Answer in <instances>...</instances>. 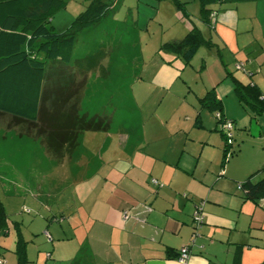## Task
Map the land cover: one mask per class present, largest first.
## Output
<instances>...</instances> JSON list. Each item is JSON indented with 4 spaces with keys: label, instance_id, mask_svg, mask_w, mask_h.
<instances>
[{
    "label": "crops",
    "instance_id": "obj_1",
    "mask_svg": "<svg viewBox=\"0 0 264 264\" xmlns=\"http://www.w3.org/2000/svg\"><path fill=\"white\" fill-rule=\"evenodd\" d=\"M178 1L186 3L183 11L178 10L181 14L178 11L176 14L181 16V39L195 27L216 47V50L200 48L201 58L198 50L187 66L181 61L183 70L192 61L195 65L200 60L196 72L201 77L194 88L181 77V95L191 94L183 100L181 121L154 123L151 127L155 135L148 136L147 123L138 118L134 83L149 80L166 86V78L170 81L174 77L172 61L166 60L173 53L158 48L149 64L141 62L133 73L122 77L123 84L117 94L120 96L121 87H125L123 101H119L123 96L117 97L116 90H112L113 98L118 101L117 109L108 102L111 107L105 104L108 111L104 110L108 114L114 106L113 113L117 115L108 116V130L90 132L102 135L89 138H85L87 132L81 134L77 147L67 152L78 161L80 156L74 154L92 147V154L82 159L76 173H71L80 177V182L68 183L66 200L58 201L59 187L54 196L53 189L46 197L39 189L36 195L32 193L35 201L50 214L45 217L49 224L43 229L45 235L39 233L43 220L33 234L34 237L40 234L44 244L43 250H36L37 264L42 256V264H231L237 252L240 264H259L258 258L253 262L248 257L264 249L260 245L264 242V198L257 203L245 200L240 184L251 176L253 182L264 176V172L258 173L264 168V145L256 157L237 171H230L229 164L225 165L228 157L223 160L225 146L221 150L225 137L217 133V122L212 117L217 109L203 107L199 100L211 91L219 104L218 110L235 128L248 120L258 137H264V112L253 111L234 92L235 83L252 84L264 98V0H221L211 5L216 13L211 28L201 22L196 0ZM160 3L153 0L147 6L157 12ZM192 16H197L199 23L192 21ZM119 23H115V31L129 35L130 44L137 49L135 57L141 59L137 20L135 24L132 19ZM86 35L81 34V39ZM214 62L220 68L214 74L203 75V68ZM64 72L65 76L74 73L73 64L50 62L45 74L48 83L62 82ZM160 73L163 76L158 80ZM85 93L82 91L80 98L81 114L86 111L82 102ZM42 96L41 91L39 111ZM25 99L24 95L5 98L10 110L0 114V119L6 121L5 130L0 127L6 136L0 134V139L33 152L36 144L43 146L40 139L27 136L23 124L9 125L15 120L13 112L25 110L28 103ZM127 109L133 112L129 122L124 117ZM98 111L93 109L90 116ZM233 151L231 154L236 156L239 146ZM49 197L55 200L54 211L43 203ZM26 204L23 200L19 206L24 208ZM28 205L31 210L33 202ZM198 207L202 208L203 222L196 229L193 214ZM21 237L24 240L22 233ZM183 247H188V258L179 262L178 252ZM25 252L27 258V242Z\"/></svg>",
    "mask_w": 264,
    "mask_h": 264
},
{
    "label": "rangeland",
    "instance_id": "obj_2",
    "mask_svg": "<svg viewBox=\"0 0 264 264\" xmlns=\"http://www.w3.org/2000/svg\"><path fill=\"white\" fill-rule=\"evenodd\" d=\"M64 1L66 2V9L54 15L50 21V25L58 32L64 31L72 20L85 9L90 0ZM152 1L153 0H121L114 12L109 16L107 15L84 39H81V35L79 37L77 36L73 46V56L75 59L83 58L86 55L97 56L96 54L101 50V45H103L102 49L105 53H108L109 50L112 51L109 57H105L106 59L103 64L107 70L110 69V78L105 80L100 77V70H93L85 77L83 91L85 90L86 93L82 102L85 105L83 108L86 110L84 113H86L85 115L87 117L92 115L93 109L96 108L99 110L98 113L95 114L96 116H112L115 107L117 109L118 101L113 98L111 93L114 89L116 90V94L120 92L119 87L123 84L122 81L124 80L122 77L129 76L131 71L133 73L134 69L137 68L138 64L141 62L149 64L150 57L158 50L160 43H165L168 39H181V12L176 9L171 1L167 0L160 3L159 11L156 12V10H151L147 6V2ZM177 11L180 13L179 16L176 15L178 14ZM191 18L192 21L196 20L199 23L197 16H192ZM131 19L134 24L137 20L139 27L140 50L143 52V55L141 56L142 58L138 60L135 57L137 49L134 44H130L129 35L124 36L123 33L120 34L115 31V23L120 24L119 22L124 23L125 20L131 21ZM118 46L119 50H116ZM198 50L199 52L197 55L201 58L200 48ZM120 58L121 61L119 62ZM166 60L172 61L171 64L173 67H169L172 68L174 74V77L172 79L170 78V81L168 77L166 78V86L159 83H151L149 80H146V83L136 82L133 85V87L136 88L134 91V99L138 107V118H140V122L143 121V124L147 123L145 126L148 130V136H150V134L153 136L155 135V131L151 127L154 123L167 121V123L172 124L181 121V106L183 100L191 95L190 93L181 95V77L183 76L184 80L190 81L193 88L200 83L201 79L199 73L196 72L200 60L196 61L197 63L194 62L196 66L192 61L191 65L183 68V70H181V60L176 55L171 54L170 58ZM76 67L79 68V65ZM219 68V63L214 62L204 67L202 74H214L215 70ZM162 76V73H160L157 77L158 80H161ZM121 88L120 96L123 97L119 98V101H123L124 98H126L124 91L125 87ZM120 96L117 94V97ZM231 98H233V96H230V99ZM193 99L196 101L195 97H193ZM108 102L115 107H112L113 112L107 114L104 110H107V108H105L104 105L107 104V107H111V104ZM87 104H89L90 107H88ZM80 108L79 105V111ZM217 113L218 111L212 112V117L215 122V115ZM132 114L133 112L127 109L124 114L127 122H129ZM204 114L207 113L204 112ZM114 115L116 116L117 114ZM121 118L120 116V119ZM5 124L6 121L0 119V127L4 129ZM9 125L13 124L9 123ZM218 132H221V134L223 133L220 123H217V133ZM0 134L6 136L5 132L1 129ZM95 135L101 136L102 134L87 132L85 133V138ZM230 135V143H227L226 139L224 143L221 137V150L225 146L226 152L223 160H226L228 157L225 165L229 164L228 168L230 171H237L246 162L252 160L261 152L260 148L264 145V137H258L254 127L250 125L248 120L246 123L240 124L236 128L233 125ZM7 141L8 140L0 139V203L7 215L6 222L3 227H0V264H17V257L14 252L19 232L22 233L25 242H27L28 259L25 264H37L36 250L37 248L42 250L44 248L43 241L39 237L40 234L45 235L46 232L44 233L43 229H45L46 226L48 228L49 224L45 220L47 214L46 208L38 201H35L33 194L39 189L44 192V197H46L48 191L53 189L52 196H54L56 195L57 187H59L61 193L58 201L61 202L66 200V194L69 192L68 188L70 187L69 184L80 182V177L76 176V174H72L77 172L78 167L82 164V159L92 154V147L89 146L86 147V150L77 151L74 157L80 156L81 159L78 158V161L76 158H70L68 154H65L61 161L65 159L61 162L48 156L45 148L39 144H36V149L32 152L24 150L18 144L12 145L10 141ZM238 146L240 151L235 156L233 155V150L238 148ZM231 152H233L232 155H230ZM224 167H222V169ZM70 180L75 182H71ZM51 197H49V200ZM23 200L27 202V204L24 208H20L19 203ZM49 200L46 201L44 199L43 203L47 204L48 207L52 208V211H54L55 200ZM28 202H33L34 208L32 206L31 210ZM27 211L29 212L27 213ZM47 215L50 214L48 213ZM42 220L45 222L44 226L42 230L39 231L40 234H36L37 237H34L35 235L33 236V234H35L36 228H38ZM262 233L264 234V232ZM260 245L264 248V242L260 243ZM42 254L44 255V253ZM257 258L259 264H264V249H261L257 255L250 254L248 257V259H252L253 262H255ZM43 261L44 256L38 259V264H42Z\"/></svg>",
    "mask_w": 264,
    "mask_h": 264
},
{
    "label": "trees",
    "instance_id": "obj_3",
    "mask_svg": "<svg viewBox=\"0 0 264 264\" xmlns=\"http://www.w3.org/2000/svg\"><path fill=\"white\" fill-rule=\"evenodd\" d=\"M120 1L90 0L64 31L56 32L50 21L54 15L66 9L64 0H0V114L5 109L10 110L5 104L6 97L24 95L25 101H28L26 108L13 112L15 120L11 123L13 126L23 124L25 134L40 139L46 152L56 161H61L68 151L71 152L77 147L81 134L106 132L109 128L108 116L87 117L80 114L79 104L86 75L93 70H100V77L106 80L109 76V71L103 64L105 57H109L112 51L105 53L100 47L97 56L86 55L75 59L73 46L77 36L93 31L107 15L114 12ZM167 1H171L177 10L183 11L185 3L178 0ZM196 1L201 22L211 28L216 13L210 6L221 0ZM201 47L216 50L210 39L193 27L184 38L161 44L159 51L173 53L187 66ZM50 62L73 64L76 72L66 73L67 76L64 72L62 82L48 83V75L46 77L45 74ZM78 65L79 68L76 67ZM235 68L241 70L237 65ZM41 91L43 103L39 111ZM234 92L238 100L253 111L264 112V98L252 84L241 86L235 83ZM199 102L208 109H217L219 119L217 114L215 119L221 124L225 118L218 110L219 104L214 101L212 92L209 91ZM225 152L226 150L224 155ZM260 172H264V168L258 171ZM251 178L252 176L240 184V189L245 200L257 203L264 198V176L257 182H253ZM6 216L0 203V227L6 222ZM25 248L26 242L19 232L14 252L17 264L27 263ZM231 264H240L238 252Z\"/></svg>",
    "mask_w": 264,
    "mask_h": 264
},
{
    "label": "built area",
    "instance_id": "obj_4",
    "mask_svg": "<svg viewBox=\"0 0 264 264\" xmlns=\"http://www.w3.org/2000/svg\"><path fill=\"white\" fill-rule=\"evenodd\" d=\"M239 69L240 66H237ZM216 117L219 119V114L216 115ZM233 128V124L229 120L223 119L221 121V130L223 131V134L225 135L227 143L231 142V135L230 132ZM202 208L198 207L196 208L194 214H193V223L195 224V228L197 229L203 222V216L201 212ZM178 261L184 262L188 258V247H183L178 252Z\"/></svg>",
    "mask_w": 264,
    "mask_h": 264
},
{
    "label": "clouds",
    "instance_id": "obj_5",
    "mask_svg": "<svg viewBox=\"0 0 264 264\" xmlns=\"http://www.w3.org/2000/svg\"><path fill=\"white\" fill-rule=\"evenodd\" d=\"M225 120H227V119H225ZM229 121H231V120H229ZM232 122V121H231ZM232 124H233V122H232Z\"/></svg>",
    "mask_w": 264,
    "mask_h": 264
}]
</instances>
